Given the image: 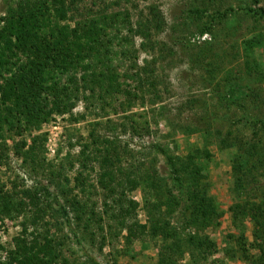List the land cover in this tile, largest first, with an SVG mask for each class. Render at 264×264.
Segmentation results:
<instances>
[{
	"label": "trees",
	"instance_id": "16d2710c",
	"mask_svg": "<svg viewBox=\"0 0 264 264\" xmlns=\"http://www.w3.org/2000/svg\"><path fill=\"white\" fill-rule=\"evenodd\" d=\"M211 4L202 0L189 10L199 34H213L214 26L222 23L237 29L243 14L253 17L259 27L264 26L261 0H240L237 7L227 6L223 10ZM151 8L148 16L132 23L128 11L92 9L84 15L77 8V0H6L0 15V160L6 158L9 138L15 141V154L24 165L33 171H43L46 134L35 132L54 116L68 114L75 121L77 117L72 110L78 102H83L86 110L104 111L108 107L130 111L137 100H144L147 92L159 96L154 70L148 65H138L137 49L133 47L134 37L140 36L142 47L153 49V38L165 29L163 14L158 7ZM204 42L203 46L190 41L184 45L198 49L195 58H190L195 63L212 56L218 58L207 63L210 80L214 81L224 62H220L221 55L210 46L211 40ZM258 48L264 53V27L242 39L236 54L242 56V71L257 82H264V59L257 58ZM122 58L129 61V68L120 70L117 61ZM227 75L223 97L226 101L234 104L230 97H235L237 105H241L239 101L252 96L259 99L256 90L248 87L246 92L230 80L231 70ZM221 81L215 83L214 90ZM244 114L242 120L253 128L256 142L243 145L237 136L233 142L228 137L220 139L225 146L240 145L231 158L233 199L228 207L231 223L239 233L227 235L223 253L230 260L264 264V185L259 186L258 181L259 176H264V119L250 116L246 111ZM133 116L124 117L128 123L108 120L111 134L102 137L95 130L99 123L93 124L90 141L82 143L78 154L80 169L73 178L72 188L69 178L63 175L62 165L56 171L50 169L46 183L38 180L19 188L14 182L13 189L0 187V224L5 218L20 215L29 218L22 222V233L13 238L14 246L5 251L0 264H69L60 254L62 241L50 227L27 232V224L47 222L44 220L47 214L59 218L51 225L57 230L65 225L71 228L72 220L85 229L97 224L102 230L104 219L108 228L111 222L116 223L119 232L126 231L123 238L127 246L144 235L151 240L160 238L155 264H197L209 260L217 245L205 230L216 227L223 216L219 203L210 194L209 160L214 133L210 128L201 131V144L187 145L185 154L173 152L168 145L153 143L149 145L154 153L151 158L136 164L123 155L115 134L119 128L125 132L129 126L137 133L140 124ZM179 128L183 134L198 132L195 127ZM25 134L29 139L23 137ZM15 136L21 139L15 140ZM159 155L164 158L166 174L157 166ZM88 169L95 170L97 187L104 191L99 209L87 188L88 176L83 175ZM50 185L56 188L51 189ZM137 189L142 192L145 223L136 218L139 203L128 196ZM246 219L252 222L250 243L245 233ZM251 248L257 254L253 255ZM185 255L188 261L181 263ZM218 261L216 258L212 262ZM114 264L131 263L115 260Z\"/></svg>",
	"mask_w": 264,
	"mask_h": 264
},
{
	"label": "rangeland",
	"instance_id": "374dc122",
	"mask_svg": "<svg viewBox=\"0 0 264 264\" xmlns=\"http://www.w3.org/2000/svg\"><path fill=\"white\" fill-rule=\"evenodd\" d=\"M200 1L202 0H77V8L84 15L91 13L92 9L99 11L104 9L107 12L128 11L132 23H137L141 16H148L151 7H158L163 14L166 26L163 32L153 38L155 43L153 49L150 46L142 47L143 40L140 36L134 37L133 47L135 50L137 49L138 65H148L154 70L159 96H155L152 91L147 92L143 101L135 100L130 111L116 108V112L108 107L104 111L86 110L83 102H78L72 110L73 116L77 117L75 121H72L68 114L54 116L49 122L44 123L39 131L35 132L46 134L43 171L40 169L33 171L30 166L24 165L21 157L15 154L13 148L15 141L8 138L5 150L6 158L0 160V187L4 185V189H13L14 182L19 188L22 184L30 186L38 180L46 183V176H49L50 169L56 171L62 165L63 175L69 178V188H72L75 183L73 178L80 169L77 159L81 145L85 141H90L89 131L95 127L94 123H99L95 130L98 136L102 137V135L111 134L108 129V120L117 124L122 121L128 123L129 120L124 117L134 115L133 117L140 124L138 132L134 133L129 126L125 132L119 128L115 134L118 135L123 155H126L130 162L136 164L147 162L151 158L154 153H151L149 145L153 143L168 145L173 152L185 154L187 145L193 143L200 145L201 131L210 128V131L214 133L210 145L212 157L209 160L210 194L219 203L223 216L216 227L205 230V233L216 243L217 251L208 261L197 264H245L244 261L237 258L230 260L223 253L227 235L239 233L231 223L228 207L233 199L231 190L234 179L231 158L238 151L240 145L225 146L221 144L220 139L228 137L233 142L234 136H237L242 140L243 145L254 143L257 140L253 128L242 119L245 117V111L250 116L255 115L264 119V82H257L255 78L247 76L242 71V56L236 54V51L240 50L242 39L250 37L256 30L262 29L264 26L259 27L253 17L239 14L240 20L237 29L229 28L222 23L214 26L212 29L214 35L208 32L210 39L207 40L212 42L210 46H213L216 54L221 55L220 62L222 60L224 62L216 79L212 81L208 74L207 63L214 62V59L216 61L218 58L212 56V58L200 59L195 63V60L192 61L190 58L198 54V49L191 50L184 45L189 41L197 46L205 44L204 41H191L193 37L196 39V36L201 34L196 31L197 22L191 20L192 16L189 10ZM239 1L205 0L206 4L212 2L213 8L220 7L222 10L227 6L237 7ZM261 1L264 3V0ZM5 3L6 0H0V15L4 12ZM255 54L258 59H264V53L260 48L256 49ZM154 60H156L155 63ZM117 63L120 65V70L129 68V61L125 58ZM230 70L233 75L230 80L237 82V86L246 92L249 91L248 87L256 90L259 93V99L252 96L239 101L241 105H237L235 97H230L234 104L226 101L223 98L227 83L225 77H228L227 71ZM218 81H221V85L214 90L215 83ZM116 101L115 104H117ZM147 121L149 124L146 123ZM179 127H195L198 132L191 135L183 134ZM230 132L232 134L229 136ZM23 137L29 139L26 134ZM19 139L21 137L15 136V140ZM157 166L162 174L167 173L165 161L161 155L157 158ZM94 167L96 168V165ZM83 175L88 176L87 188L99 209L104 198V191L97 187L95 170H85ZM258 181L259 186L264 185V176H259ZM90 184H94V187ZM253 185L254 182L249 184V188ZM51 187V189L56 188V185ZM75 191L81 194L79 189H75ZM128 196L139 203L136 218L140 223H145L146 213L142 206V192L137 189ZM56 219L59 218L47 214L44 217L47 222L42 220L37 222V225L27 224V232L29 234L35 228L38 231H43L50 227L49 230L56 233L58 240L62 241L63 247L60 254L67 258L69 264H114L115 260L118 263L131 264L156 263L160 238L151 240L144 235L142 239H137L132 245L127 246L123 238L126 231L119 232V226L116 223L111 222V228H108L104 219L102 230L98 228L97 224H91L85 229L81 224H77V221L72 220L71 228L65 225L57 230L55 226H51L55 225ZM24 220L27 221L29 218L20 215L14 219L5 218L4 222L0 224V262L5 259V251L14 246L13 238L22 233L21 228ZM46 223H50V226H47ZM244 225L250 243L252 241L251 220L246 219ZM73 231L76 232V235L73 234ZM250 251L253 255L257 254L254 248H251ZM216 258L219 261L213 263L212 261ZM187 259L188 256L185 255L181 263L187 262Z\"/></svg>",
	"mask_w": 264,
	"mask_h": 264
},
{
	"label": "built area",
	"instance_id": "2783aa9c",
	"mask_svg": "<svg viewBox=\"0 0 264 264\" xmlns=\"http://www.w3.org/2000/svg\"><path fill=\"white\" fill-rule=\"evenodd\" d=\"M207 39H210L209 34L208 33H203V34H201L199 36H196V39L194 38V39H192V41L198 40V42H200V41H205Z\"/></svg>",
	"mask_w": 264,
	"mask_h": 264
}]
</instances>
